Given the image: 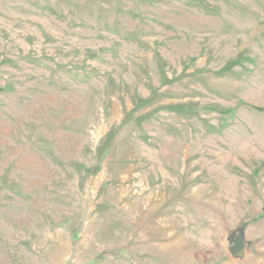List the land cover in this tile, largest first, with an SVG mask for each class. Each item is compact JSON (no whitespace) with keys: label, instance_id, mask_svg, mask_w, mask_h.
Here are the masks:
<instances>
[{"label":"rangeland","instance_id":"374dc122","mask_svg":"<svg viewBox=\"0 0 264 264\" xmlns=\"http://www.w3.org/2000/svg\"><path fill=\"white\" fill-rule=\"evenodd\" d=\"M0 264H264V0H0Z\"/></svg>","mask_w":264,"mask_h":264},{"label":"water","instance_id":"95a60500","mask_svg":"<svg viewBox=\"0 0 264 264\" xmlns=\"http://www.w3.org/2000/svg\"><path fill=\"white\" fill-rule=\"evenodd\" d=\"M246 243L243 235L235 236L234 246L230 249L234 257H242L245 254Z\"/></svg>","mask_w":264,"mask_h":264}]
</instances>
